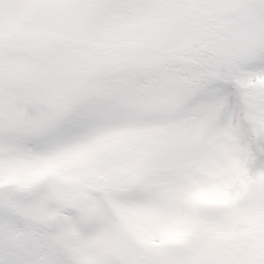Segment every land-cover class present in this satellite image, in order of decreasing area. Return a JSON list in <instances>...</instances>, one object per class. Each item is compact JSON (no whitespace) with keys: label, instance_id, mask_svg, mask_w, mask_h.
<instances>
[{"label":"snow or ice","instance_id":"6c2138e0","mask_svg":"<svg viewBox=\"0 0 264 264\" xmlns=\"http://www.w3.org/2000/svg\"><path fill=\"white\" fill-rule=\"evenodd\" d=\"M0 264H264V0H0Z\"/></svg>","mask_w":264,"mask_h":264}]
</instances>
